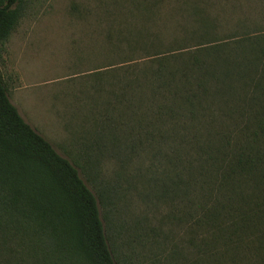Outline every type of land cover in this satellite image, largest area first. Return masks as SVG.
<instances>
[{
  "label": "rangeland",
  "instance_id": "1",
  "mask_svg": "<svg viewBox=\"0 0 264 264\" xmlns=\"http://www.w3.org/2000/svg\"><path fill=\"white\" fill-rule=\"evenodd\" d=\"M181 1L20 0L21 18L0 48V74L22 119L77 169L95 198L101 191L104 196L115 194L108 209L117 234L112 222L105 230L124 256L136 264H264V245L249 230L235 233L228 228L233 226L228 216H219L216 224L206 218L220 197L217 191L202 196L190 189L186 198L169 191L158 198L166 189L164 175H185L186 152L195 145L182 144L184 124L186 134L198 132V139L228 133L231 141L255 130L247 121L250 112L235 110L242 104L228 97L231 110L228 105L226 113L223 101L215 99L208 114L192 125L165 121L153 129L147 88L141 94H123L116 83L126 69L136 73L150 63L143 53L129 55L125 45L109 48L105 35L152 31L151 21L164 38L185 26L191 29L185 12L177 9ZM193 1L230 34L237 22L264 15L256 0ZM130 101L134 106L125 108ZM173 131L178 137L171 138ZM172 151L177 157H171ZM99 209L105 227V209Z\"/></svg>",
  "mask_w": 264,
  "mask_h": 264
},
{
  "label": "trees",
  "instance_id": "2",
  "mask_svg": "<svg viewBox=\"0 0 264 264\" xmlns=\"http://www.w3.org/2000/svg\"><path fill=\"white\" fill-rule=\"evenodd\" d=\"M19 1L0 0V48L21 18ZM256 1L264 10V0ZM201 7L193 0H182L177 5L192 24L191 29L185 26L179 32L181 36L177 33L164 38L151 21L152 31L125 35L121 30L115 37L108 33L105 42L109 48L125 45L131 56L146 55L148 66L136 73L126 69L116 83L123 94H141L147 88L146 101L154 107L153 129H159L155 126L165 121H187L192 125L204 117L215 99L223 101L226 113L228 105L231 110L228 97L231 102L242 104L235 110L246 115L250 112L247 121L255 130L246 136L239 134L231 141L228 133L220 136L216 133L215 139L211 134L198 139V132L186 134L188 126L184 124L182 144L195 145L186 152L189 158L182 170L185 175H164L166 189L158 198L169 191L182 193V198H186L192 193L190 189L200 191L202 196L215 190L220 197L214 200L213 212H205L210 223L216 224L219 216H228V224L233 225L228 228L237 234L236 231L245 234L244 230H249L261 246L264 245V15L235 23L230 34V29L224 30L220 21L210 18ZM192 41L195 44L186 46ZM174 47L193 49L177 54L162 51ZM108 74L105 70L103 75ZM106 104L108 108L109 103ZM124 106L129 109L134 104L130 101ZM172 134L171 138L178 137V131ZM171 157L177 156L173 153ZM111 197L115 194L104 196L101 191L96 199L77 169L22 119L8 99L0 74V264H136L120 252L105 230L110 222L114 229L113 220L109 219L111 208L108 209L113 203ZM99 206L105 209L102 217L105 227ZM112 232L117 234L116 229Z\"/></svg>",
  "mask_w": 264,
  "mask_h": 264
}]
</instances>
